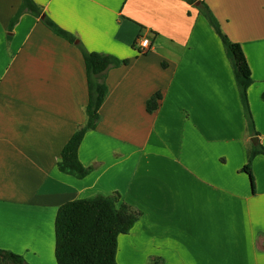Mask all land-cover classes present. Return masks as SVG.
Masks as SVG:
<instances>
[{
  "label": "crops",
  "instance_id": "0c3cea01",
  "mask_svg": "<svg viewBox=\"0 0 264 264\" xmlns=\"http://www.w3.org/2000/svg\"><path fill=\"white\" fill-rule=\"evenodd\" d=\"M76 39L0 0V249L57 264L58 209L119 193L143 212L119 237V264H264V0H33ZM203 1L239 43L253 84L250 133L232 63ZM139 37L150 48L140 51ZM88 52L128 61L107 72V100L79 158L84 179L58 169L87 122ZM162 94L149 113L147 101Z\"/></svg>",
  "mask_w": 264,
  "mask_h": 264
},
{
  "label": "trees",
  "instance_id": "16d2710c",
  "mask_svg": "<svg viewBox=\"0 0 264 264\" xmlns=\"http://www.w3.org/2000/svg\"><path fill=\"white\" fill-rule=\"evenodd\" d=\"M185 1L194 5L200 0ZM198 8L225 46L227 56L233 66L250 133L256 137L259 134L255 128L248 98V90L253 84V79L243 48L224 34L217 18L207 4L201 1ZM25 12H29L37 18L44 15L41 21L47 28L71 44L76 43L77 39L47 17L33 0H22L21 8L12 20L10 30L14 28ZM77 46L83 54L87 73L89 90V103L85 110L87 122L78 127L63 148L58 169L64 174L84 179L91 174L92 169L85 167L80 161L79 149L87 132L96 130L101 120L100 110L109 94L106 84L107 72L121 64H128V61L121 62L111 55L88 52L81 43H78ZM161 99L162 94L159 92L152 96L147 101V111L155 112L159 108ZM259 155L264 156V146L261 144L252 147L248 163L242 168V172L247 174L251 180L253 191H255V181L252 162ZM142 215V211L122 200L119 193L77 199L65 203L58 209L55 222L57 264H119L117 261L119 237L129 234ZM0 264L29 263L19 254L0 249Z\"/></svg>",
  "mask_w": 264,
  "mask_h": 264
},
{
  "label": "built area",
  "instance_id": "2783aa9c",
  "mask_svg": "<svg viewBox=\"0 0 264 264\" xmlns=\"http://www.w3.org/2000/svg\"><path fill=\"white\" fill-rule=\"evenodd\" d=\"M140 51L146 52L150 48V41L148 38L141 37L138 40Z\"/></svg>",
  "mask_w": 264,
  "mask_h": 264
},
{
  "label": "water",
  "instance_id": "95a60500",
  "mask_svg": "<svg viewBox=\"0 0 264 264\" xmlns=\"http://www.w3.org/2000/svg\"><path fill=\"white\" fill-rule=\"evenodd\" d=\"M199 3H196V5H198ZM252 142L254 143V144H257L258 143V138L257 137H254L253 139H252Z\"/></svg>",
  "mask_w": 264,
  "mask_h": 264
},
{
  "label": "rangeland",
  "instance_id": "374dc122",
  "mask_svg": "<svg viewBox=\"0 0 264 264\" xmlns=\"http://www.w3.org/2000/svg\"><path fill=\"white\" fill-rule=\"evenodd\" d=\"M139 38H141V37H139ZM139 40V39H138ZM138 42V41H137Z\"/></svg>",
  "mask_w": 264,
  "mask_h": 264
}]
</instances>
